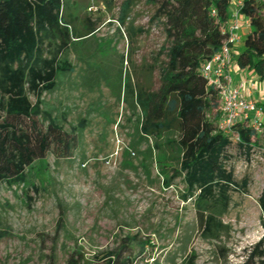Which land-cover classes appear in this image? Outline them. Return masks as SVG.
Returning a JSON list of instances; mask_svg holds the SVG:
<instances>
[{
  "label": "rangeland",
  "instance_id": "obj_1",
  "mask_svg": "<svg viewBox=\"0 0 264 264\" xmlns=\"http://www.w3.org/2000/svg\"><path fill=\"white\" fill-rule=\"evenodd\" d=\"M76 1L80 14L97 28L87 40V65L72 51L75 71L61 76L54 92L42 94L44 105L65 114L70 142L48 149L43 186L1 184L0 228L8 234L0 239V264H68L72 257L98 264L101 253L123 242L130 244L132 264H184L191 253L196 264H242L264 234L259 204L264 132L250 150L230 135L223 162L233 171L237 188L230 190L231 204L223 216L229 233L221 241L204 238L193 201L183 198V175H176L169 186L163 183L150 157L153 139L139 137L131 99L117 97L124 80L158 88L167 60L165 53L159 54L166 45L165 20L150 21L156 7L146 0L135 1L125 25L119 17L126 0ZM140 27L146 31L136 34ZM249 31L250 26L242 30L243 39ZM86 68L97 82L87 88L81 79ZM243 71L249 76L250 71ZM232 75L236 80L237 74ZM258 81L264 89V81ZM29 96L35 103L36 96ZM22 125L34 134L47 128L42 117L35 125ZM244 179L248 182L243 187ZM63 208L66 218L60 226ZM187 229L192 237L186 247ZM142 242L146 246L140 253Z\"/></svg>",
  "mask_w": 264,
  "mask_h": 264
},
{
  "label": "trees",
  "instance_id": "obj_2",
  "mask_svg": "<svg viewBox=\"0 0 264 264\" xmlns=\"http://www.w3.org/2000/svg\"><path fill=\"white\" fill-rule=\"evenodd\" d=\"M135 1L123 2L120 25L126 24ZM146 3L156 7L151 22L165 20L166 45L159 54L165 53L167 60L162 66L160 84L153 89L124 80L117 97L127 102L131 99L138 114L139 137L153 139L150 157L163 176V183L169 186L176 175H183L186 183L183 198L193 201L202 236L221 241L229 233L223 216L231 204L230 190L237 188L233 171L227 170L223 162L224 151L231 143L230 135H237L240 144L250 150L258 145V134L264 132V122L259 132L250 121L239 120L233 133H224L218 127L222 114L220 91L202 73L203 63L223 45L232 3L230 0H146ZM241 14L249 20L250 31L243 39V47L237 44L234 63L264 81V0H244ZM96 29L87 16L80 14L76 0H0V188L4 182L9 186H43L40 177L46 172L48 149L55 143L70 142L64 129L65 114L55 106L44 105L42 94L54 92L61 76L75 71L69 60L72 51L87 65V40ZM145 31L140 27L136 34ZM91 78L86 68L82 85L92 86L95 79ZM29 93L36 96L35 103ZM210 112H214L213 119ZM38 117L47 122L44 132L34 134L23 127L24 121L35 125ZM247 182L243 180V187ZM259 204L264 228V188ZM60 212L62 226L66 218L64 208ZM7 232L0 228V239ZM191 237L192 232L187 229L183 237L185 246ZM145 246L146 242H142L140 253ZM129 247V243L123 242L101 253L98 264H132L134 257L127 254ZM195 260L196 255L191 253L184 264H196ZM82 262V258L72 257L68 264ZM242 264H264V234Z\"/></svg>",
  "mask_w": 264,
  "mask_h": 264
},
{
  "label": "built area",
  "instance_id": "obj_3",
  "mask_svg": "<svg viewBox=\"0 0 264 264\" xmlns=\"http://www.w3.org/2000/svg\"><path fill=\"white\" fill-rule=\"evenodd\" d=\"M232 3L230 20L224 33L226 38L221 49L205 61L202 73L209 84L220 91L221 117L218 127L226 134L234 131V126L239 120H248L259 132L264 122V106L253 98L254 93H262L261 83L250 77H241L238 83L232 75L234 53L236 46L243 40L242 30L250 26L249 20L241 14L244 0H230Z\"/></svg>",
  "mask_w": 264,
  "mask_h": 264
},
{
  "label": "crops",
  "instance_id": "obj_4",
  "mask_svg": "<svg viewBox=\"0 0 264 264\" xmlns=\"http://www.w3.org/2000/svg\"><path fill=\"white\" fill-rule=\"evenodd\" d=\"M232 72L237 74V78L235 80L236 83H238L241 79V77H243V75H245L246 72H244L243 70L239 69L236 64L233 65V68H232ZM250 78H254L256 79L257 76L254 75L252 72H249V76ZM253 98H255L257 101H259L260 103H262L264 105V92L262 93H254L253 95Z\"/></svg>",
  "mask_w": 264,
  "mask_h": 264
}]
</instances>
